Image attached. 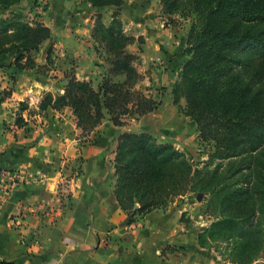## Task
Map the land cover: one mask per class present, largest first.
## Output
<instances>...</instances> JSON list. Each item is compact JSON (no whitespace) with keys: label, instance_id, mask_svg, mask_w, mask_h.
<instances>
[{"label":"trees","instance_id":"obj_1","mask_svg":"<svg viewBox=\"0 0 264 264\" xmlns=\"http://www.w3.org/2000/svg\"><path fill=\"white\" fill-rule=\"evenodd\" d=\"M21 1L0 0V8ZM83 1L117 8L107 23L98 14L91 28L108 62L106 71L97 85L67 75L62 92L45 91L39 107L69 106L82 131L104 118L124 125L126 118L138 119L157 108L160 100L135 88L141 75L133 65L135 54L126 48L133 36L118 16L125 0ZM159 3L162 12L191 19L187 56L171 93L175 103L184 98V113L213 150L198 166L184 150L148 130L122 131L113 158L114 195L130 223L176 197L206 193L204 210L214 219L198 231V245L213 246L236 264H251L264 254V0ZM21 15L16 10L0 16V54L11 52L17 70L43 69L35 53L51 28ZM10 91L0 90L1 97ZM20 120L17 112L15 123Z\"/></svg>","mask_w":264,"mask_h":264},{"label":"crops","instance_id":"obj_2","mask_svg":"<svg viewBox=\"0 0 264 264\" xmlns=\"http://www.w3.org/2000/svg\"><path fill=\"white\" fill-rule=\"evenodd\" d=\"M57 1L53 0L46 13L53 23L64 12ZM94 8L81 2L62 18L64 23L53 32L61 64L55 68L57 78L34 69L17 70L11 63V52L0 54V90H11L3 97L0 94V169L16 172L20 180L0 201V264H221L216 256L192 249L195 238L187 229L192 230L198 219L193 220L195 225L181 224L179 220L186 205L192 203L186 195L146 212L138 226L127 222L128 214L119 206L113 192L114 151L124 125L112 123V135L104 131L101 123L82 139L69 108H49L37 118L30 115L25 129L15 123L23 100L29 99V103L37 105L43 91L62 90L59 84L69 60H75L78 77H88L85 65L92 57L86 47ZM126 10L124 13L133 18L152 22L155 7L148 0H137ZM179 51L177 45L172 50L169 47L162 50L165 57L175 53V67L186 58ZM35 57L37 62L42 61L38 51ZM167 67L170 71L166 69L162 73L157 68L147 75L145 83L153 85L164 77L169 81L177 71H173L172 65ZM11 72L15 78L9 81L7 74ZM155 111L156 108L150 112ZM105 127L110 129L108 125ZM161 141H170L183 149L174 140ZM74 164L79 173L62 189L58 183L60 168ZM167 245L189 249L180 253Z\"/></svg>","mask_w":264,"mask_h":264},{"label":"rangeland","instance_id":"obj_3","mask_svg":"<svg viewBox=\"0 0 264 264\" xmlns=\"http://www.w3.org/2000/svg\"><path fill=\"white\" fill-rule=\"evenodd\" d=\"M24 1L25 3L21 1L20 3L15 4L13 7H10L8 9L0 8V16H6L9 15V13H11L12 11L18 10L22 14L21 17H23L25 20H30V21L40 20L42 22L46 20L48 24H50L48 26H50L52 30V34L49 39L43 41V43L40 45L38 49V57H40L42 60L40 63L39 62L38 63L43 64L44 67L43 69L40 68V70H37V68H33V69L37 73L46 74V76H50V77H52L53 75V77L57 78L58 75H56L54 72H55V68L60 63L59 60L57 59L58 54L55 51L56 46L54 44L55 40H54L53 32L56 29H59V26H61L64 23V20H62V18L64 17L66 18L68 14L73 12L75 6L79 5L81 2H86V1L58 0L57 3L60 6L59 7L60 10H64V12H62L63 17L56 16L57 23H53V21H50L46 14L53 0H24ZM136 1L137 0H126L124 2V5H122L121 7L123 11L122 14L123 17L120 16L119 14L118 16L121 19L123 18L122 20L125 31L133 36V41L128 43L126 48L135 54V58L133 59V65L141 75L140 79L135 84V88L141 89L144 93L151 94L152 97L160 100V104L156 108L155 112H150L149 114L140 116L138 119L126 118L125 121L126 123L124 124L125 130H133V131L148 130L160 140L162 139L174 140L175 143L180 145L185 150V152L187 153V155L194 164L201 166L205 161L208 160L209 154L213 150L212 143L208 141H203L199 138L196 123L190 118L189 115H186L184 113V110L186 109V102L184 98H181L177 103L173 102L171 89L174 81L178 77L181 65L179 66L178 64V67L177 65L176 67L174 66L175 61L173 60V56L175 55V53L171 52L169 53L170 56L165 57L164 53L162 52L164 47L167 48L169 47V49L172 50L174 46L176 47L177 45L180 47L179 52L181 54L182 53L186 54L185 51L186 36L188 29L190 27L191 19L184 18L179 13L166 14L161 11V5L159 3V0L157 1L148 0L152 3L153 7H155V11H153V15H152L153 20L152 22H150L149 20L142 22L141 20H139V18L137 17L133 18L127 12L124 13L126 8L127 9L130 8L133 3H136ZM116 9L117 8L113 6L96 7V9L94 8L93 23L98 14H100L101 19L105 23H107L111 18L112 12ZM130 16L132 17L131 18L132 21L129 20ZM90 35H91V29H90ZM87 42L88 45L86 49L87 48L89 49L88 55L92 57L91 60L88 59L85 65V69H86L85 74L88 75V77L87 78L78 77L75 74L76 62L74 59H72L66 63L67 66L64 71V76L62 77L61 80L62 82L59 81L60 82L59 85L63 86V84L66 81L67 75L70 74H74L77 78L80 79H90L94 85H97L101 80L102 74L106 71V68L108 66V62L103 58L104 52L102 51L101 45H99V43L95 41L92 36L88 38ZM48 49L50 50L49 54H48ZM169 65L170 66L172 65L173 71L175 70L177 71L176 73L177 76L175 73H173L170 77V79L171 78L172 80L174 79L172 82L170 81V79L169 81H166L164 77L160 81L155 82L153 85L151 84V82L145 83L148 80L146 78L147 75L150 74L152 75L157 68L160 69L159 72L163 73L165 72L166 69H168L167 66ZM168 71L170 70L168 69ZM12 73L13 72L7 74V80L12 81L15 78V76L13 75L14 73L13 74ZM167 89H170L169 92H167L168 91ZM45 91H50L53 94L62 92V90H56V91L45 90ZM45 91L41 93L39 100L35 103L37 105L29 103L30 101L29 99L27 100L25 99L22 101V104L25 106V108L19 109L18 111L21 115V120L19 124L16 123L18 127L21 128L24 127L25 129V126L28 121L27 119H24V116L27 118H30L29 117L30 115H32V118H37L39 116L41 117V115H43L45 112L47 113L49 108H51L50 106H48L47 108L39 107L40 101L42 100ZM64 108L71 109L69 106H64L61 109ZM61 109H55V110H61ZM23 111H24V115H22ZM105 120H109V119L104 118L101 121L102 123L101 126L104 127L105 132L108 133L111 132V134L114 135V130L110 128V125H112L111 120H109V122ZM107 125L110 128L109 130L105 127ZM101 126L98 130L101 129ZM92 130L82 131L80 129L79 136L82 139H84L85 138L84 136L92 132ZM93 134L96 133L94 132ZM216 161L217 159H214V162ZM186 196H188L187 201L192 203L190 204V206L186 205L185 208L187 210L185 209L184 211H182L181 209L182 212L180 213L179 220L181 221V224H183V222L186 224L193 222V225H195L193 220L195 219V217H197L198 219L196 221L197 222L196 225L193 226L192 230L190 227L187 229L189 233H191L192 231L194 234L195 246H192L194 252L199 251L202 253L214 255L217 257V259L219 258L221 260V264H236L234 262L229 261L226 256L222 255L221 252L219 250H216L213 246L198 245L196 239L198 231L206 227L214 219V217L211 214H208L204 210L207 199L206 193L198 192L195 195L187 194ZM191 206H194L195 209L193 210ZM127 217L129 218L128 215ZM142 217L143 215H135L132 224L134 226L140 225L141 223L140 220ZM167 246H168L167 248L171 249L172 251H176L180 253H185L189 249L187 246H177V245H167ZM251 264H264V254L263 256H260L257 260L253 261Z\"/></svg>","mask_w":264,"mask_h":264},{"label":"built area","instance_id":"obj_4","mask_svg":"<svg viewBox=\"0 0 264 264\" xmlns=\"http://www.w3.org/2000/svg\"><path fill=\"white\" fill-rule=\"evenodd\" d=\"M24 119L27 117L24 116ZM69 169L68 172L66 170ZM78 166L70 165L68 168L66 166L60 168L59 185L62 189H65L73 182V179L78 175ZM19 176L16 172L11 170L0 169V201L6 196L19 182Z\"/></svg>","mask_w":264,"mask_h":264}]
</instances>
